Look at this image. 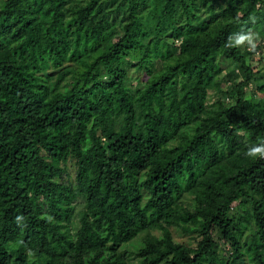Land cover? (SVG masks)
I'll use <instances>...</instances> for the list:
<instances>
[{
	"label": "trees",
	"instance_id": "obj_1",
	"mask_svg": "<svg viewBox=\"0 0 264 264\" xmlns=\"http://www.w3.org/2000/svg\"><path fill=\"white\" fill-rule=\"evenodd\" d=\"M120 1L0 6V264H264V0Z\"/></svg>",
	"mask_w": 264,
	"mask_h": 264
},
{
	"label": "rangeland",
	"instance_id": "obj_2",
	"mask_svg": "<svg viewBox=\"0 0 264 264\" xmlns=\"http://www.w3.org/2000/svg\"><path fill=\"white\" fill-rule=\"evenodd\" d=\"M3 0H0V6L2 4ZM120 0H116V2H109L108 7L110 8L112 14L110 16L111 19L120 21L124 18L126 14V5H122ZM240 46L243 48L244 52L248 54L249 62L251 66L253 67L254 71L257 73V78L253 83L250 85V87L246 88V97L249 98H256L260 99L264 97V93L262 91H259L256 88L257 83H264V35H260L258 33H249L245 36V39L242 43H240ZM135 62V61H134ZM230 67L235 66L236 64L234 62H229ZM136 68V67H135ZM134 67L130 68V73L128 77V83H131L134 86H137L138 84H141L143 81V78L140 76V73L136 71ZM256 94V95H254ZM218 101L224 102L225 104H230L234 101V97H231L230 95H225L220 93L217 90H211L209 99H208V105L209 107H212L211 109L217 108L218 104L215 105ZM183 201L189 205L193 204L192 195L186 194L183 198ZM84 210V202L83 200H79L77 203V211L74 216V223L73 225L77 228L80 224V216ZM174 235L175 238L178 241L182 242H190L194 243L196 242V239L194 237L189 236L187 233L180 231L178 228L174 227ZM160 234L159 231L153 230V231H144L142 232L138 237H136L134 240L124 244L123 247L127 248L130 251V255L128 256V263L129 264H138L140 259L137 255L138 249L145 244L146 238L151 235L158 236ZM232 249L227 241H221V254L227 259L231 253Z\"/></svg>",
	"mask_w": 264,
	"mask_h": 264
},
{
	"label": "clouds",
	"instance_id": "obj_3",
	"mask_svg": "<svg viewBox=\"0 0 264 264\" xmlns=\"http://www.w3.org/2000/svg\"><path fill=\"white\" fill-rule=\"evenodd\" d=\"M244 39H245V37L241 36V37H239V38L236 40V43H237V44L242 43ZM257 153H260V155L264 156V150H262V149L259 148V147H253V148L249 149V151H248L247 154H248L249 156H252V157L255 158V156H256Z\"/></svg>",
	"mask_w": 264,
	"mask_h": 264
}]
</instances>
